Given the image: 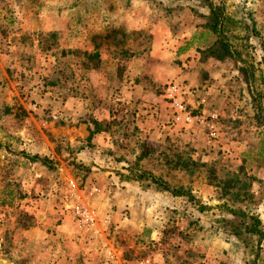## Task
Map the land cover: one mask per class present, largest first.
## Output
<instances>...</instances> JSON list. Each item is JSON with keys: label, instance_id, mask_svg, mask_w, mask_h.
Segmentation results:
<instances>
[{"label": "rangeland", "instance_id": "obj_1", "mask_svg": "<svg viewBox=\"0 0 264 264\" xmlns=\"http://www.w3.org/2000/svg\"><path fill=\"white\" fill-rule=\"evenodd\" d=\"M226 6L248 26L264 73V0ZM209 14L204 0H0V264L84 263L77 258L96 231L133 230L154 249L155 226L163 247L188 248L200 262L215 253L222 264H261L264 245L232 236L236 219L223 205L255 211L264 231V128L238 64L200 61L215 41ZM85 52L99 53L90 67ZM210 72L227 91L201 103ZM173 98L192 124L176 121ZM144 145L141 167L187 196L144 192L121 178ZM211 166L224 178H255L253 200L239 205L206 186ZM126 191L134 200L120 208ZM79 205L93 225L78 217Z\"/></svg>", "mask_w": 264, "mask_h": 264}, {"label": "trees", "instance_id": "obj_2", "mask_svg": "<svg viewBox=\"0 0 264 264\" xmlns=\"http://www.w3.org/2000/svg\"><path fill=\"white\" fill-rule=\"evenodd\" d=\"M210 10L206 29L215 36V41L206 49L200 50V61L206 62L209 59L217 61L233 60L239 66V74L242 81L246 84L249 100L256 110L255 118L264 128V73L258 68L256 58L252 52V45L249 39L244 36V30L248 31V26L241 21L238 22L228 13L226 6L227 0L222 4L215 5L212 0H204ZM242 24V25H241ZM246 34V33H245ZM89 63L99 59V53H82ZM150 148L144 145L137 161L133 166L126 167L125 173H121V178L127 182H136L144 191L157 194L169 195L173 198H183L188 194L182 188L171 185L161 177L149 172L141 167V161L149 156ZM35 162L47 163V158L35 156ZM209 172V185L221 189L222 196L231 199L239 205L253 200L254 194L251 192L256 179L253 177H241L238 174L228 175L227 178L219 176L216 168L211 166ZM226 211L236 220L232 223L230 234L242 239V236L258 238L259 247L264 245V231L259 214L255 211H245L235 208L226 203L223 205ZM226 221V220H224ZM243 241V240H242ZM264 264V260L260 261Z\"/></svg>", "mask_w": 264, "mask_h": 264}, {"label": "crops", "instance_id": "obj_3", "mask_svg": "<svg viewBox=\"0 0 264 264\" xmlns=\"http://www.w3.org/2000/svg\"><path fill=\"white\" fill-rule=\"evenodd\" d=\"M210 74L212 75V77L214 76L213 72H210ZM215 77L216 76L211 79L213 80L212 82L203 87L205 90L200 91V93L203 95L201 103L210 101V97L207 98V95H209L210 93H213L217 97H219V94L221 93L218 92L217 89L224 90L221 87L226 88V82L224 83V81L222 82V85L220 87L216 86L215 82L218 81V78ZM189 91L190 90H188L187 92L191 95V92ZM226 91L227 90H224L223 94H225ZM190 95L186 97L188 98V100H190ZM198 118H200V120H203V116H199ZM137 185L139 186L138 183ZM206 186L210 187V185ZM140 189L142 190L141 187ZM132 194L133 193H129L127 191L124 192V194H120L124 199V203L120 205V208H124L126 206L125 204H132L134 200V196ZM132 231L133 230L128 232L121 231L119 235H116L118 233H115L112 236H110V233H108L107 231H102V233H99V231H96L95 233L92 232L90 233L92 241L89 240V243L82 247V249H84L83 251L85 252H80V256H78L77 258H82V261L84 263H82L81 261L77 262L76 259L74 261H69L67 260V258H64L63 260H59L58 258L54 260V264H222L223 258H221L219 255H216L215 253L212 256L210 254H207V257L202 260V262H200L198 261L197 257H192V254L189 252L188 248H180L177 252L175 250H167L166 247H163L162 244L159 243L162 237H164V233H162L160 228L157 226H155L152 233L157 237L158 240V242L154 245V249H151V247H144L141 241L138 242L140 238H134V234H130L132 233ZM132 237L134 239H132ZM123 240L127 242L123 243ZM144 248L148 251L142 253L141 251ZM140 253L141 255L144 254L143 256H145V260L141 258L137 259V257L134 256Z\"/></svg>", "mask_w": 264, "mask_h": 264}, {"label": "built area", "instance_id": "obj_4", "mask_svg": "<svg viewBox=\"0 0 264 264\" xmlns=\"http://www.w3.org/2000/svg\"><path fill=\"white\" fill-rule=\"evenodd\" d=\"M172 91H176V88L174 87ZM171 91V95H174V93ZM173 107L176 111V121L177 122H184L186 124H192L195 120V117L188 111L187 105L184 103V101H181L180 99L173 98ZM210 137L213 139H216L218 136L217 129L215 126H212L210 129ZM76 214L78 217L85 223H89V225H93L96 222V217L93 218L91 213L85 208V206H77L76 208Z\"/></svg>", "mask_w": 264, "mask_h": 264}]
</instances>
